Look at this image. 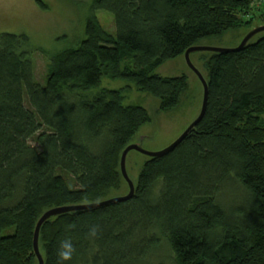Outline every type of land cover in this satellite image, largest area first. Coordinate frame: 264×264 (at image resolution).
<instances>
[{"label": "trees", "instance_id": "1", "mask_svg": "<svg viewBox=\"0 0 264 264\" xmlns=\"http://www.w3.org/2000/svg\"><path fill=\"white\" fill-rule=\"evenodd\" d=\"M254 2L92 0L85 37L52 55L44 83L28 37L0 33V264H38L33 236L45 211L102 201L124 182L122 152L151 117L121 89L94 92L102 80L132 81L160 110L174 109L187 76L156 69L205 38L252 26ZM252 39L203 51L205 114L172 151L148 156L132 198L42 225L45 264H57L66 236L77 249L66 264H264V34ZM91 225L101 229L95 240L85 238Z\"/></svg>", "mask_w": 264, "mask_h": 264}, {"label": "rangeland", "instance_id": "2", "mask_svg": "<svg viewBox=\"0 0 264 264\" xmlns=\"http://www.w3.org/2000/svg\"><path fill=\"white\" fill-rule=\"evenodd\" d=\"M252 14L258 16L252 26H244L238 30L229 31L223 36L208 37L199 45L221 48H234L244 37L257 26L264 25V0H255ZM92 0H0V33L24 34L29 39L35 77L44 83L49 73L51 57L58 51L77 47L86 35V23L92 13ZM100 23L110 32L115 33L113 14L108 11H97ZM264 34L260 32L253 36L256 40ZM210 52H194L192 62L208 76L205 69V59ZM156 74L162 77H177L186 75L188 89L182 94L178 105L169 111L159 108V100L151 94L139 90L132 81L124 79L104 78L100 88L121 89L125 104L144 106L151 121L144 124L132 143L140 144L145 150L157 152L165 149L194 122L199 116L204 97L203 85L188 65L185 55L170 59L158 67ZM148 156L138 151H131L127 158V170L134 181L137 180L142 164ZM127 182L121 180L118 189L111 190L106 198L128 193ZM226 196L233 198L232 187L225 189ZM103 199V200H104ZM230 199V198H229Z\"/></svg>", "mask_w": 264, "mask_h": 264}, {"label": "water", "instance_id": "3", "mask_svg": "<svg viewBox=\"0 0 264 264\" xmlns=\"http://www.w3.org/2000/svg\"><path fill=\"white\" fill-rule=\"evenodd\" d=\"M263 31H264V25L263 26H257L256 28H254L252 31H250L244 37V39L242 40V42L238 46H236L234 48H221V47H213V46L195 45V46L188 48L185 51V57H186L188 65L197 74V76L199 77V79L203 85V88H204V97H203L202 109H201V112H200L199 116L197 117V119L191 123V125L183 132V134L178 139H176L173 143H171L168 147H166L165 149H163L161 151H157V152L147 151L140 144H137V143H131L125 147V149L123 150L122 155H121L120 165H121V171H122L123 177L125 178V180L127 181L128 185H129V192L127 194L112 197V198L105 199L102 201L92 202V203L57 206V207H53V208L45 211L42 214V216L39 218V220L35 226L34 236H33L34 252L37 256L38 264H45L44 256L40 250L39 238H40L41 227L46 221H48L52 218H55V217H57L61 214H64V213H68V212H72V211H78V210L98 208V207H101V206H104V205H107V204H110L113 202L124 201V200L132 198L135 194V183H134V180L130 177L128 170H127L128 154L131 151L135 150V151H138L140 153H143V154H145L147 156H151V157L163 156V155L167 154L168 152L172 151L187 136V134L201 121V119L203 118V116L205 114L206 108H207V102H208V96H209V85H208V81L205 78L202 71L192 62L191 54L194 52H200V51H211V52L222 53V52H228V51H232V50H238V49L244 47L253 36H255L256 34L263 32Z\"/></svg>", "mask_w": 264, "mask_h": 264}, {"label": "clouds", "instance_id": "4", "mask_svg": "<svg viewBox=\"0 0 264 264\" xmlns=\"http://www.w3.org/2000/svg\"><path fill=\"white\" fill-rule=\"evenodd\" d=\"M74 224L68 225L69 229L74 228ZM101 229L99 225H91L88 232L86 233L85 238L89 240H95L99 237ZM76 246L71 237H65L59 241L56 256L57 264H66L73 259V256L76 254Z\"/></svg>", "mask_w": 264, "mask_h": 264}]
</instances>
